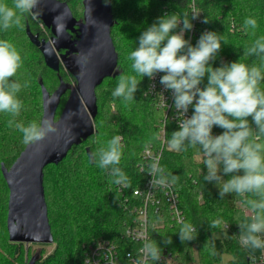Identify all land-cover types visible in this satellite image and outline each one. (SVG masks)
Returning <instances> with one entry per match:
<instances>
[{
  "label": "trees",
  "instance_id": "trees-1",
  "mask_svg": "<svg viewBox=\"0 0 264 264\" xmlns=\"http://www.w3.org/2000/svg\"><path fill=\"white\" fill-rule=\"evenodd\" d=\"M62 1L70 3V7L73 4L72 0ZM6 2L11 4L12 0H6ZM112 5L115 24L111 34L114 44L117 45L116 37L119 33L122 40L128 41L130 52L138 46L137 36H134L133 33L132 36L131 31L134 32L138 27L146 30L165 13H175L178 16H183L185 13L189 15L188 0H112ZM197 6L202 10L203 20L206 18L209 21L202 23L199 28L200 32L204 28H208L209 31L222 35L226 41V44L221 42V50L216 60L209 62L212 67H220L222 63L240 60L248 64L253 62L257 65L260 64L258 58L244 56V49L250 46L256 38L264 36V0H197ZM74 16L78 18L75 13ZM246 17H253L257 20L258 27L255 29V35H253L252 29L244 28ZM78 19L80 20V18ZM39 23L42 24L43 21L33 20L29 16L25 21V31L24 27L22 28L27 41L33 46L35 45L31 42L27 32L28 26L33 33H39L40 38L49 39L46 31L38 25ZM15 28H10L8 31L0 30V39L9 40L14 44L13 32ZM46 30L52 36L50 28L46 27ZM140 35L141 31L138 32V36ZM35 47L41 52L37 46ZM116 50L119 56V73L106 78L96 89L99 106L94 119L95 133L75 144L59 164H49L44 169V187L49 219L54 241L57 242V249L50 254L49 260H54L55 264H84L83 244L93 240L94 237L106 236L123 243L126 241L125 247L128 249L135 246L132 242L123 239L121 234L136 216V213L132 211V206L138 201L133 196V191L146 180L145 172L140 171V165L143 162L142 151L147 144H153L155 150L162 148L160 126L163 114L153 99L144 95L149 81V78L144 77L139 84L138 91L134 94L135 100L125 106L120 99L115 97L118 106L116 113L112 114V119L115 122L105 120V114L101 108L107 99H104L103 96L101 98L99 89L109 81L117 85L118 76L121 73L126 74V69L119 63L122 62L123 56L127 52L124 49L118 50L117 47ZM21 56L24 64L17 75L21 76L19 78L23 81L28 80L30 72L26 69L27 59L22 53ZM41 62L44 70H52L46 65L45 59L44 62L43 60ZM62 70L67 71L68 69L62 65L60 72L52 70L57 72L60 82L63 77ZM41 80L47 89L49 88L45 83L44 76L39 75L36 78V84L42 94ZM202 84L204 86L207 84V76ZM261 86L264 87V82ZM105 96L108 98V94L105 93ZM22 117L24 118L19 115L16 120L24 123ZM248 119L251 123V117ZM1 122H3L1 127L10 130L7 127V118L4 121L0 119ZM117 125H119V129H117ZM252 126L255 128L254 124ZM216 129L218 135L224 131L218 126ZM174 131H177L175 124L168 123L167 140L170 139L171 133ZM116 133L124 135L123 155L119 167L130 181V186H122V189H120L121 186L110 183L112 178L107 172L96 167L89 159L91 152L96 151L100 146H106L107 141ZM157 136L159 138H156ZM90 140H92L91 144H87ZM23 150L24 147L20 153ZM194 154L193 147H187L186 151L176 152L169 150L168 144H166L162 150L160 166L165 169L166 176L170 173L178 177L174 185L179 192L181 207L186 214L185 223H191L196 228L197 231L194 233L196 238L182 243L178 235L182 224L172 225L168 222L164 227H151L150 241H156L161 249L168 248L176 253L180 264H189L195 257L198 258L200 264H264V262H254L251 258L252 255L240 244L238 212H240V204L245 205L242 203L244 198L230 193L221 199L219 189L215 188L214 183L204 181L203 176L207 174V169L203 165L202 159L198 160ZM15 160L13 158L10 161L5 157L0 159V243L6 240L4 233L8 232V211L6 212L7 209L3 203L4 200H2L8 186L1 164L5 163L10 168ZM51 166L53 175L47 176L46 171ZM229 178L230 174L225 176V180ZM168 179L171 180V177L168 176ZM51 192H53L52 198L49 195ZM216 220L220 221L219 225L215 228L209 227L211 222ZM224 224L229 226L225 236L214 238L216 233L223 231ZM165 238H171L172 243L165 245L163 243ZM22 244L14 243V255L21 252ZM225 254L231 255V258L224 263ZM41 261L42 253L40 252L35 264L41 263ZM0 264H10L8 257L1 251ZM149 264L160 263L151 260Z\"/></svg>",
  "mask_w": 264,
  "mask_h": 264
},
{
  "label": "clouds",
  "instance_id": "clouds-1",
  "mask_svg": "<svg viewBox=\"0 0 264 264\" xmlns=\"http://www.w3.org/2000/svg\"><path fill=\"white\" fill-rule=\"evenodd\" d=\"M43 3L44 0H12L9 4L6 0H0V30L22 28L29 16L33 20L39 19L43 14ZM60 6L57 4L55 8ZM85 9L86 17L93 20L90 5L85 4ZM68 16L71 14L66 7L54 18L58 36L64 34V21ZM198 17L197 14L189 17L187 13L183 16L165 13L158 17L141 33L138 46L127 56L132 62L134 74L121 73L111 95L121 98L127 106L135 100L134 94L144 77L154 80L158 73H164L159 82L164 91H171L172 107L177 116L184 117L179 121V130L172 132L167 140L169 150L181 152L186 151L187 147H199L202 163L207 169L204 181L220 185L221 199L230 193L243 197L242 203L253 213L250 221L239 224L241 245L264 250V87L261 86L264 82V36L256 38L244 49V56L258 58L259 65L240 60L222 63L220 67L214 68L209 62L216 60L221 42L226 44V41L214 31H204L193 46L190 40L185 39V32L193 29L191 21ZM202 22L209 21L205 18ZM257 27L255 18H245L246 30L252 29L255 35ZM86 62V58H76L78 65ZM23 64L21 52L15 44L0 39V113L11 117L7 120V127L18 130L25 145H36L51 134H56L59 139L60 125L47 114V107L44 117L39 121L33 120L25 125L16 120L22 109H25L18 94L29 87V81H21L17 75ZM206 76L207 84L201 87ZM144 95L147 96L148 92ZM52 102H49V107ZM190 106L193 113L187 117ZM74 115L76 113L69 112L65 119H71ZM213 126L224 131L213 135ZM122 140V135L113 136L106 146L91 152L89 159L96 167L107 172L112 178L110 183L129 187V178L119 167L123 155ZM147 173L152 177V187L167 186L168 176L171 177V184H175L178 179L170 173L165 175L158 158L148 165ZM229 174V179H223ZM219 223L218 220L212 221L209 227L215 228ZM196 231L191 223H182L178 232L180 241H192L196 238ZM163 243L169 245L172 240L165 238ZM141 252L143 259H138L134 264L159 261L162 249L156 241H146ZM84 264L92 262L86 259Z\"/></svg>",
  "mask_w": 264,
  "mask_h": 264
},
{
  "label": "water",
  "instance_id": "water-1",
  "mask_svg": "<svg viewBox=\"0 0 264 264\" xmlns=\"http://www.w3.org/2000/svg\"><path fill=\"white\" fill-rule=\"evenodd\" d=\"M84 3L90 5L94 22L86 17ZM57 4L61 6L55 8ZM69 4L62 0H44L43 14L39 19L50 28L51 39L40 38L39 33H33L27 27L30 40L41 50L46 65L60 72L65 63V68L75 77L77 87H69L61 80L57 90L51 94L41 80L42 118L47 107V114L60 125L59 139L56 134H51L36 145H26L10 168L5 163L1 164L10 190L7 229L10 240L14 242H54L44 187V169L49 164H59L75 144L95 133L94 119L99 106L96 89L106 78L119 73V56L111 34L115 24L112 0H108V3L105 0H83L84 20L74 16ZM66 7L71 16L65 18L64 34L58 36L54 18ZM75 32L77 37L73 38ZM77 57L86 58L87 62L78 65ZM68 89L71 90L70 95L56 120L62 97ZM51 101L54 102L49 107ZM69 112L76 115L65 119ZM38 258L39 253L32 256L27 264H35Z\"/></svg>",
  "mask_w": 264,
  "mask_h": 264
},
{
  "label": "built area",
  "instance_id": "built-area-1",
  "mask_svg": "<svg viewBox=\"0 0 264 264\" xmlns=\"http://www.w3.org/2000/svg\"><path fill=\"white\" fill-rule=\"evenodd\" d=\"M188 7L190 17L192 14L199 15L197 19L191 21L194 25L193 29L185 32V39L190 40L191 44L195 46L201 34L209 30L208 28H204L201 30L202 32L199 30L203 23V13L197 6V0H188ZM163 74L158 73L154 80L149 79L146 88L147 96L153 99L157 108L163 114L160 126L162 148L155 150L153 144H147L142 151L143 162L140 165V171L145 172L146 180L133 191V196L138 201L132 206V211L136 213V216L121 234L123 239L132 242L135 246L132 249H128L125 247L126 241L123 243L106 236L94 237L93 240L83 244L84 261L90 259L92 264H134L138 259H143L141 249L146 241H150V229L152 226L158 228L164 227L168 222L172 225L186 222V214L181 207L179 192L176 190L175 185L171 184V180L168 179L169 183L167 186L152 187L150 185L152 177L147 173L148 165L154 159L158 158L160 165L162 150L167 144L166 132L168 123L175 124L177 130H179V121L184 118L183 116H177L175 109L172 107L173 98L171 91H164L163 86L159 82L160 76ZM201 87H204V85L201 84ZM192 113L193 108L190 106L187 117H190ZM212 131L213 135H218L216 126H213ZM120 189H122V186ZM225 229H229L228 224H225ZM262 239H264V236H262ZM250 255H252L251 258L254 262H264V250L260 256L256 254ZM150 261H148V264ZM158 262L160 264H180L177 254L168 248L162 249L161 259Z\"/></svg>",
  "mask_w": 264,
  "mask_h": 264
},
{
  "label": "rangeland",
  "instance_id": "rangeland-1",
  "mask_svg": "<svg viewBox=\"0 0 264 264\" xmlns=\"http://www.w3.org/2000/svg\"><path fill=\"white\" fill-rule=\"evenodd\" d=\"M72 3L73 4L71 5V7L74 13L76 14V16L80 18V20H84L85 18H84L83 0H72ZM117 7L119 8L120 6H117ZM117 11L119 12L120 10L117 9ZM38 25L43 30L46 31L48 38L51 39V35L49 34L48 30H46L47 26L44 23L42 24L39 23ZM23 27L22 28L25 31V22L23 24ZM22 28H15V31L13 33L15 37L14 39L15 46L17 47V49H19V51L22 53L24 58L27 59L26 61L28 62L26 64L27 68L26 67L24 68L28 69V71L30 72L28 75L29 87L22 89L21 92L18 94V98L23 101L25 105V109H26V110L22 109L20 115L24 116V118L23 117L22 118L24 120V124L27 125L29 122L33 120L39 121L40 119H42V115H43L42 94H41V90L39 86H37L36 84V78L39 75L44 76L45 83L50 89L49 91L51 94L55 90H57L61 82L59 81L57 72H54L52 70H44L42 62H41L42 60L44 62L42 53L38 49H36L35 46H33L32 44H29V42L26 39V34L22 32ZM140 31L142 33L144 29L138 27L135 29L134 32L131 31V35L133 33L134 36H137V40H138V37H139L138 32ZM120 35L121 34L119 33L117 34L116 47L118 48V50L124 49L127 53L123 56V60L119 64L123 68L126 69V74H134L131 69L132 62L127 59V56L130 53L129 51L130 45H128L127 40H122ZM131 35H130V38H131ZM63 66L65 67V63ZM61 75L63 76L61 80H63L67 85H69V87H72V86L77 87V82H76L75 77L71 76L68 70L67 71L62 70ZM115 87H116V84L109 81L107 84L103 85L99 89L101 98L103 96L104 99H107L106 102L103 104L101 110L103 114H105V120L109 122H115L112 119V114L116 113V108L118 107L115 101V97L111 95ZM70 91L71 90L69 89V91L62 97V100L60 103L61 105H59V108L57 110L56 120H58L63 110L64 105H66L65 103L70 95ZM105 93L108 94V98L105 96ZM118 99L122 101L121 98H118ZM6 118L8 120L11 117L7 116L6 114L0 113V119L2 121L6 120ZM147 122H149V119H147ZM2 124L3 122L0 123V159L5 157L7 160L12 161L13 158L15 160L17 156H19L21 149L23 147L25 148L26 145L22 143V134L18 130H16L15 128H9V127L8 129L10 130H7V128L1 127ZM117 126H118L117 129H119V125ZM117 134L123 136L122 144H124V135L122 133H116V135ZM91 141L92 140L88 141L87 144H91ZM193 151L195 152L194 154L195 158H197L198 160L203 159L202 153L200 152L198 146L193 147ZM50 174L53 175L52 166L49 167L48 170L46 171L47 176H49ZM223 179H225V176L223 177ZM213 183H214L215 188L219 189L220 185H216L215 182ZM9 194H10V190L9 188H7V190L2 196V200H4L3 202L4 206L7 209L6 212L8 211L7 206L9 204L8 203ZM49 195H50V198H52L53 192H51ZM239 211L240 212H238V218H239L240 224L250 221L251 210L248 207L240 204ZM7 215H8V212H7ZM5 220H6V217H5ZM223 228L224 229L222 232L216 233L214 235V238H218V237L222 238L223 236H225L226 234L225 226H223ZM4 234L6 236V240L0 243V251L8 257L10 264H27L30 261L32 256L40 252L42 253V261L41 263H38V264H55L53 262L54 260L52 259L51 261L49 260V256L50 254L54 253L57 249L56 241H54L53 243L14 242L9 239L8 232ZM14 243H23L21 252L18 255L13 254V251L15 249ZM246 249L248 250L250 254H256L257 256H260L263 253L262 249H251V248H246ZM230 258H231V255L225 254L223 257V262L224 263L227 262ZM189 264H200V263H199L198 258L195 257V259H193V261H191Z\"/></svg>",
  "mask_w": 264,
  "mask_h": 264
},
{
  "label": "flooded vegetation",
  "instance_id": "flooded-vegetation-1",
  "mask_svg": "<svg viewBox=\"0 0 264 264\" xmlns=\"http://www.w3.org/2000/svg\"><path fill=\"white\" fill-rule=\"evenodd\" d=\"M77 37V32L73 33V38ZM61 52H64V50H62Z\"/></svg>",
  "mask_w": 264,
  "mask_h": 264
}]
</instances>
